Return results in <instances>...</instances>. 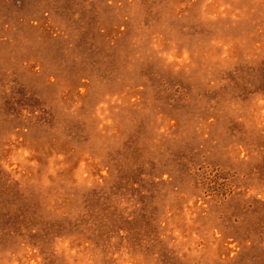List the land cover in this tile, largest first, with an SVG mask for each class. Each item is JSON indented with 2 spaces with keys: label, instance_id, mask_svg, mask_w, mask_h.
I'll return each mask as SVG.
<instances>
[{
  "label": "rangeland",
  "instance_id": "obj_1",
  "mask_svg": "<svg viewBox=\"0 0 264 264\" xmlns=\"http://www.w3.org/2000/svg\"><path fill=\"white\" fill-rule=\"evenodd\" d=\"M0 264H264V0H0Z\"/></svg>",
  "mask_w": 264,
  "mask_h": 264
}]
</instances>
